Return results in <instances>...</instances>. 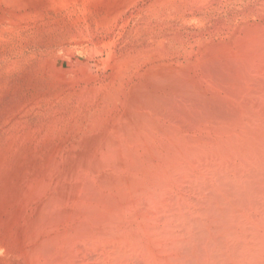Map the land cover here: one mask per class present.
I'll return each mask as SVG.
<instances>
[{"label": "bare ground", "instance_id": "obj_1", "mask_svg": "<svg viewBox=\"0 0 264 264\" xmlns=\"http://www.w3.org/2000/svg\"><path fill=\"white\" fill-rule=\"evenodd\" d=\"M55 1L59 4V10L70 9L71 5L68 4L71 0ZM55 1L53 0L54 3ZM239 1L242 0H157L153 3L154 7L143 9L144 15L139 18L145 25L144 28L149 26L154 31L157 20L153 24L151 20L157 11H161L157 16L159 20L163 17V21L168 19L165 17L171 11H176L183 16H195L196 19L205 21L207 12L213 8L225 9L230 3ZM49 2L51 4V1ZM23 4L24 1L21 6ZM238 14V19L233 18L225 24L219 23L209 32L200 33V39L190 42V48L194 50L197 48V50L194 55L195 60L193 58L194 62L189 67L174 68L162 64L157 66L159 70L156 67L151 73L149 71L148 75L151 78L148 81L145 79L142 80L146 81L145 83L140 81L141 84L136 89L131 86V99L128 100V104L126 103L128 106L125 104L122 106H126L124 110L128 107L126 114H123L124 117L121 118L120 115L118 118L119 114L117 118L114 116L113 124L109 122L112 125L106 122V125L110 126H107L106 135L103 133L100 138H98L100 135L93 136L99 139L95 142L96 147L101 148V160L94 156V160H91L94 162L86 166L78 162V173L76 170L71 171L76 172L78 177L71 175L73 179L67 186H70L73 192L68 190L71 194L63 196L64 201H67L66 204L68 200L74 204L82 202L83 205H79L81 208L76 207L80 210L84 208V211L81 210L83 214H86L85 210L88 212L90 207L93 213L91 210L89 213L93 215L96 212L95 209L98 214L101 212L100 216L94 215L98 223L95 220H93L95 223L91 222L90 218L93 215L90 217L89 213L83 217L79 216L84 222L81 221V223L84 226L89 225L88 227L92 230L89 229L90 234L94 236L92 239L87 236L90 234L84 235L86 232V229H82L84 226L76 230V223H73L75 224L73 229L78 236L81 234L78 233L79 229L85 230L82 231L85 237H81H87L86 242L89 239L94 242L98 239L102 241L100 246L90 241L88 245L92 244L91 247H97V250L99 247L104 264H132L135 260L144 264H206L207 262L215 264L219 259L218 255L227 259L223 262H220L222 258L218 260L220 264H264V0H249ZM232 21L233 24H231ZM139 28L140 25H136L134 32H137ZM186 42L188 41H176L175 44L182 45ZM166 54L164 46L160 45L157 48L143 50L140 56L142 58L154 56L162 59L167 56ZM170 79L173 84H167L166 81L170 82ZM151 81L157 85H155L156 89L160 92L153 94L145 90V85ZM163 84L168 87V97L164 92L166 89L162 90ZM130 90L125 91L126 95ZM161 91L164 93L163 96H160ZM169 99L172 100V106ZM166 103L169 111L166 109L167 106H164ZM89 140L84 143L81 141L82 144L86 143L85 148L87 144L88 148L93 147L91 141L93 144L94 139ZM82 156L85 159L84 153ZM88 173L92 176L88 177ZM216 182L218 187L214 189ZM205 184L208 186L211 184L209 189H204ZM186 186L189 187L186 188ZM186 189L191 191V193L188 192L194 200H191ZM209 190L211 191L208 193ZM207 194H212L208 196L216 198V201L217 198H222L220 199L222 201L228 200L226 203L229 206L226 204L224 206L229 207L230 211L221 206L227 211V213L224 212L225 214L222 213L223 216L228 214L222 221L218 219L221 208L217 211L220 213L218 215L215 208L214 216L210 209L213 218H210V213L205 214L207 210L203 205H205L207 197H204ZM72 202H69V205ZM59 203L61 205V202ZM103 204H106L107 213L103 212ZM143 204L145 206H142ZM211 204L214 205V203ZM69 205L66 206L69 207ZM84 205H87L88 209L86 206V209L82 208ZM208 205H210L209 201ZM62 206L65 208L64 205ZM141 207L144 209L148 207L146 212L143 210V215L144 212L147 215L149 211V217L154 218L150 225L147 224L149 227L144 225L143 220L141 222L143 215L139 216V220V214L132 216L131 210H134V214L136 209L137 213H140ZM129 210L128 216L131 218L127 219L128 216L125 217V213L127 214ZM67 211L65 208V212ZM72 212L70 213L73 215L72 218L68 215L70 216L68 219L79 220L76 217L78 215ZM231 216L232 218L229 219ZM200 218L202 219L198 226ZM98 219L101 220L98 221ZM55 221L56 219L53 222ZM67 222L68 220L64 222L65 225ZM181 222L184 226H180ZM55 224L56 222L53 225ZM55 227L57 229V226ZM199 228L203 233L197 237L198 233L195 230ZM75 231L73 235H76ZM64 232L67 234V229L63 231V234ZM193 233H197V236ZM70 234L68 233L69 237ZM57 236L62 237L60 234ZM78 236L77 240L82 239ZM67 237L66 240H68ZM73 237L75 239L76 236ZM60 241L59 246L62 244L65 248L64 242ZM71 242L68 243L69 246L73 244L72 246L75 245V247H79L81 243L78 245V241L75 244ZM81 245L87 250L90 248L86 244L81 243ZM204 246L206 248H203ZM75 247L72 249L75 250ZM219 247L221 254L217 255L215 252L220 251H218ZM64 248L60 247L63 251ZM72 249L70 251H73ZM55 251L60 253V257L62 256L60 250L57 251L55 248ZM52 252L56 254L54 249ZM213 253L215 257L218 256L216 262H213L215 259L210 260V257L213 258ZM60 257L56 256L58 259ZM49 258L51 259L50 256ZM45 260L44 263H48ZM57 262L55 263L59 264L61 261ZM66 264L69 263L66 262Z\"/></svg>", "mask_w": 264, "mask_h": 264}, {"label": "rangeland", "instance_id": "obj_2", "mask_svg": "<svg viewBox=\"0 0 264 264\" xmlns=\"http://www.w3.org/2000/svg\"><path fill=\"white\" fill-rule=\"evenodd\" d=\"M5 1L2 0L1 2L0 0V264H36L37 260L40 263L43 262L42 264H51L56 256L60 257V253L58 254L55 248L57 251L60 250L59 252L64 256V261L61 256L59 259L56 258L58 262L54 260L52 264L60 261L65 263L60 262L59 264H66V262L69 264H104L100 257L99 247L97 250V247H91L92 244L88 245V241H90L100 246L102 241L98 239L97 242H94L89 239L86 242L88 238L92 239L94 236L90 234L89 225L85 224L84 226L82 224L84 222L80 218L88 214L90 210L93 213L92 208L90 207L88 212L85 210L86 214H83L81 210L84 211L83 207H87V205L82 206L83 209L80 210L79 205H83L82 202L80 204L75 202L74 204L68 200L66 204L67 201H64L63 196H69L73 192L67 184L69 185L68 182L73 179L71 175L74 174L78 177V162L86 166L94 162L91 161L94 160V156L101 160V148H99L100 146L96 147L95 140L99 141L98 138L103 133L106 132L107 134L110 126L106 125V122H108L107 124L112 123V119L118 117V114V118L120 115L121 118L124 117L123 114L128 111V107L124 110L128 106L126 103L128 104V100L131 99V86L136 89L142 82L148 81L151 78L148 75L149 71L151 73L154 68L159 65L162 66V64L174 68L189 67L195 60L194 55L197 50V48L195 50L190 48V42L200 39V33L209 32L219 23L225 24L233 18L238 19L239 11L249 0L230 3L225 9L222 7L213 8L207 12L208 16L205 21L196 19L195 16L180 15L176 11H171L165 17L168 19L163 21V17L159 20L157 16L158 12L161 11H157L151 20L152 24L157 20L154 31L149 26L144 28L145 25L141 23L139 16L144 15L143 9L154 7L153 3L157 0H71L68 4L71 5L70 9L66 11L59 10V4L55 0V3L53 0H23L24 6H21L23 1L20 0V2L15 0L13 5L11 4L13 0ZM136 25H140V31L134 32ZM181 35L187 36L182 37ZM182 40L188 42L182 45L175 44L176 41ZM160 45L164 46L167 51L166 57L159 59L154 56H144V58L140 56L143 50L157 48ZM160 62L161 64H159ZM157 63L158 65H156ZM157 68L159 70V67ZM142 76L145 78H141ZM144 79L146 81H142ZM166 82L167 84L172 83L171 79L170 82L169 80ZM152 83L151 81L145 85V90L147 89L148 93L152 92L153 94L160 92L159 89H156L157 85ZM163 85L162 90L166 89L163 91L168 97V87L166 84ZM128 90H130L127 93L129 96L126 95ZM163 91H161L160 96H163ZM171 103L172 100H170V106H172ZM123 104L126 106L122 107ZM166 104L164 106H167L166 109L169 111L168 104ZM173 105H175L174 102ZM96 135L100 136L95 139ZM89 139H94L93 144L91 141L93 147L88 148L89 145L87 144L85 148L86 143L82 144V142L84 143ZM83 153L85 159H83ZM89 154H91L90 158H88ZM78 156H80V160ZM72 166H75L74 169ZM74 170L78 172L75 174L73 173ZM85 173L87 176V172ZM193 174L191 175L193 176ZM89 175L90 173H88V177L92 176V174ZM207 184H205L206 188L204 186L205 190L209 189L211 185L208 186ZM217 185L216 182L214 189L218 187ZM188 187L186 186V188ZM212 188L211 186V190ZM68 190L72 192L68 193ZM186 190L191 193L190 190ZM211 190L207 192L209 193ZM208 195L212 194L205 195L204 198H207L203 206L207 212L209 210L205 214L210 213V218H213L210 209L212 214L215 208L217 209L215 212L224 208L229 210V207L224 206L225 204L229 206L228 200L225 201L226 199L223 198L225 200L222 201L220 200L222 198H217L216 201V198H211L212 196ZM191 200L194 199L191 198ZM207 200L211 206L208 205ZM219 201L224 203L220 204ZM69 202H72L73 205H69ZM186 202L190 203V201ZM62 205L69 212H65ZM105 205L103 204V212L107 213ZM55 206L56 208H53ZM70 207L72 209H69ZM60 208H63L64 211L58 210ZM137 209L136 214H134L133 209L131 213L132 216L139 214V220V216L143 215V210L146 212L148 207L145 209L141 207L140 213H137ZM71 211H73L72 214L78 215L76 217L81 220L76 218L77 222H75L76 219H71L73 216L70 214ZM94 211L97 215L98 211L96 209ZM221 211V215H218L220 213L217 212L219 216L217 218L222 221L228 214L223 216L224 212L227 213V211L225 209ZM129 212L130 210L127 214L125 213V217L130 214ZM145 212L140 220L141 222L144 221V225L147 226L154 221V218L151 219L152 214L149 217V211L148 216ZM91 213L88 216L91 217L93 215ZM99 214L101 215V212ZM68 215L71 216L72 221L68 219L70 217ZM94 215L90 218L91 222L96 218ZM130 218L131 216H128L127 219ZM231 218L232 216L229 217V219ZM55 219L56 224L57 222L59 224L53 225ZM67 220L68 224L65 225L64 222ZM96 220L95 222L98 223ZM78 221L80 223L82 221V223L80 224ZM69 222L71 223L70 226ZM73 223H76V230L84 226L82 229H86V232L89 231V233L84 232V235L90 234L87 235L88 238H83L85 236L82 231L85 230L82 229H79L78 233L81 234L78 236L73 229L75 228ZM55 226L58 230L55 229ZM67 226L68 228H66ZM180 226H184L183 222L180 223ZM50 228L52 229L50 230ZM66 229L67 234L66 232L63 234ZM74 231L76 235H73ZM195 232L198 234H193L194 236L198 235L197 237L203 233L200 228ZM58 233L62 236L61 238L57 236ZM68 233H71V238ZM65 235L66 237L68 235V240L65 239ZM91 235L92 237H90ZM73 236H76V240ZM77 236L83 241L82 239L77 240ZM57 238L64 242L65 248L62 244L59 246L58 243L61 241ZM69 239H72V242ZM79 240L91 249L94 247L93 250L85 249ZM77 241L78 245L80 243L81 246L75 247V245L72 246L73 244L70 246L68 244L69 242L75 244ZM60 247H63L64 251ZM72 247H75V250ZM52 249L56 254H53ZM71 249L73 251H70ZM47 251L51 252L45 253ZM65 251L72 253L68 254ZM89 251L90 254L87 253ZM218 251L215 254H221V248ZM215 254H212L213 258L210 257V260L215 259V261H211L216 262V257L219 256L216 263L220 264L218 260H221L222 255L215 257ZM44 258L49 259L45 260ZM44 260L48 263H44ZM225 260L227 261V259L222 258L220 262ZM38 262L37 264H40ZM138 262L137 260L133 261L134 264L141 263Z\"/></svg>", "mask_w": 264, "mask_h": 264}]
</instances>
